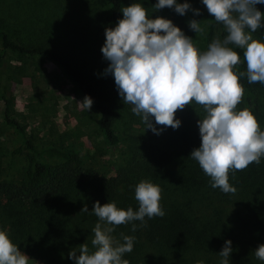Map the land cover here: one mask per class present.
<instances>
[{
	"label": "rangeland",
	"instance_id": "obj_1",
	"mask_svg": "<svg viewBox=\"0 0 264 264\" xmlns=\"http://www.w3.org/2000/svg\"><path fill=\"white\" fill-rule=\"evenodd\" d=\"M141 3L147 10L150 18L163 17L169 19L179 27L186 36L191 37L195 46L203 51V36L196 34L189 27V21L200 22L205 29L211 15L202 0H177V3H189L193 9H199L200 15L188 11L185 15L175 12L174 8L165 7L155 11L153 6L158 0H124L123 7L132 3ZM262 5V7H260ZM258 9L264 12V4H258ZM108 6L105 0H0V26L11 37L26 43L47 41L53 47L68 57L75 67L89 76L105 99V105L114 111L113 129L118 139L119 147L111 151L105 133L98 127L95 114L90 109L87 111L79 102L83 96L79 88L71 83L53 62L40 56H25L18 52L8 50L4 64L0 68V181L20 182L24 178V158L13 155L11 150L20 142L17 135L12 134L11 128L4 120V101L2 91L8 92L11 100L10 116L16 118L26 129L31 141L37 146L49 143L57 144L67 150L86 169H94L99 173L110 176L115 175L127 165L130 159H181V155L193 151V140L201 141L197 121L206 116L201 105L193 102L183 110L176 112V118L181 121L178 129L156 125L163 131L157 135L151 129H146L141 117L132 112L131 104H124L120 97L112 74H105L108 68L107 61L101 48L105 44V29L114 28L105 20ZM217 32V38L219 37ZM253 39L264 42V39ZM112 82H111V80ZM108 82V83H107ZM112 89V91H111ZM117 97L118 101L109 96ZM262 108L257 118L261 130H264V99L261 96ZM244 105H238L237 110H242ZM153 123L155 120L153 118ZM193 139V140H192ZM163 155L162 157H160ZM264 159V157H261ZM172 179V177H171ZM167 182L162 189V201L176 202L182 200L179 190L173 189V184ZM172 187V190L167 188ZM210 190L203 192V202L197 205L196 213L203 210L206 214L212 208H207V195ZM72 201L67 202L73 214L80 215L81 226H78L74 216L69 218L65 214L64 222H69V228L75 231L91 229L87 237L80 238L77 244H66L65 254L77 250L86 243L89 251H95L91 244L94 238L92 231L98 218L91 213H81L87 205L89 212L93 204L81 196L71 195ZM205 197V198H204ZM241 194H228L217 202L221 205L220 219L221 230L228 236L217 242L208 244L207 249L196 248L181 253L166 252L165 250L147 243L140 236L136 240L131 253L124 258L129 264H220L221 257L218 253L226 240L232 241V254L230 264H264L254 255V251L264 244V226L256 227L247 222L240 212L244 209L240 202ZM226 200V201H225ZM6 199L0 197V215L3 217L6 210ZM83 202V203H78ZM182 202H185L184 200ZM221 203V204H218ZM76 205V206H75ZM75 206V208H74ZM66 217V219H65ZM211 218H214L212 215ZM223 229V230H222ZM0 230L7 231L10 235V226L0 223ZM121 233L114 236L123 242ZM134 236V235H133ZM10 238V236H9ZM11 239V238H10ZM17 245V244H16ZM19 249L29 258V264H45L44 255H33V252ZM75 264V261L70 259Z\"/></svg>",
	"mask_w": 264,
	"mask_h": 264
},
{
	"label": "clouds",
	"instance_id": "obj_2",
	"mask_svg": "<svg viewBox=\"0 0 264 264\" xmlns=\"http://www.w3.org/2000/svg\"><path fill=\"white\" fill-rule=\"evenodd\" d=\"M215 22L226 31L223 40H213L207 51L201 52L193 39L169 19L150 18L148 10L139 2L123 7V18L114 28L105 29V44L101 48L109 61L105 74L114 76L115 84L124 104H131L132 112L141 117L146 129L159 135L163 128L178 129L181 121L176 112L195 102L206 112L197 121L201 137L199 148L193 149L190 158L197 161L204 174L210 177L211 187L223 193L235 194L237 189L229 182V173L244 171L249 165L261 162L264 157V130L248 108L237 110L243 101L245 88L241 77L249 84H264V42L253 39L252 33L264 28V12L256 6L264 0H202ZM165 7L185 15L193 11L187 2L158 0L155 11ZM196 34L204 35L205 29L196 20L189 21ZM235 48L243 50L246 72H236L241 63ZM89 111L93 100L85 96L79 102ZM153 118L155 124L153 123ZM138 210L118 208L115 202L101 205L96 201L89 212L87 205L81 213H91L98 218L94 238L95 251L90 252L86 243L69 252L75 264H129L124 258L131 253L135 236L121 233L123 242L113 233L120 225L131 224V231L147 227V220L163 217L165 211L160 201L162 189L151 181L142 180L135 187ZM139 221V226L134 223ZM232 241L226 240L220 264H230ZM264 261V244L254 251ZM30 258L0 230V264H29ZM203 264V261L198 262Z\"/></svg>",
	"mask_w": 264,
	"mask_h": 264
},
{
	"label": "trees",
	"instance_id": "obj_3",
	"mask_svg": "<svg viewBox=\"0 0 264 264\" xmlns=\"http://www.w3.org/2000/svg\"><path fill=\"white\" fill-rule=\"evenodd\" d=\"M123 1L105 0L108 6L105 20L114 27L123 18ZM218 31L219 37L223 39L226 35L224 26L215 22L211 16L205 27L202 52L207 51L209 44L217 39ZM252 35L263 40L264 28ZM8 50L25 56H40L58 66L63 75L79 88L83 98L89 96L93 100L91 110L95 114L96 124L105 133L111 151L118 149L119 143L113 129L114 111L105 105L102 96L104 93L98 92L94 81L75 67L68 57L47 41L26 43L11 37L0 26V68ZM234 50L241 58L235 71L246 72L243 50L235 47ZM240 82L245 88L243 109H250L258 117L262 108L261 96L264 99V84H249L246 76L241 77ZM114 89L117 90L115 87ZM1 98L5 104L4 120L12 134L20 138L11 153L22 156L25 165L22 181H0V197L6 199V210L3 217L0 215V223L3 226L9 224V236L14 244L29 253L33 252V255H39L42 251L45 264H73L65 254L67 249L64 245L77 244L80 238L87 237L91 231L85 230L86 228L80 232L75 231L69 228V222H64L63 217L67 214L70 219L74 216L78 226L82 225L80 215L69 210L67 202L73 200L71 195L81 196L93 205L96 201L101 205L115 202L118 208L127 210L131 207L137 211L139 205L135 199V187L142 180L151 181L164 189L169 182L174 185L173 189L181 192L182 200H161L160 204L165 211L163 217H146L147 227H138L136 232L131 231V224L120 225L116 227L114 235L125 231L130 236L142 237L147 243L166 252L178 254L196 248L207 249L209 243L228 236V232L218 230L222 222L219 215L222 210L217 202L223 197L231 200L228 198L229 193L212 188L210 177L204 174L197 161L189 159V154H182L181 159H130L115 175L106 176L97 170L82 167L78 159L57 144H34L21 123L10 116L11 100L6 90L2 91ZM108 98L113 99L114 104L118 101L114 94ZM192 143L193 149L201 145V141L196 139ZM229 182L241 194L240 202L244 209L240 215L251 225L263 227L264 159H261L259 165L253 163L244 171L230 172ZM167 188L172 190V187ZM207 190L212 194L204 197L208 200L206 207L212 210L207 214L203 210L196 213L197 205L203 202V192ZM212 215L214 218H211ZM134 223L138 226L140 224L139 221Z\"/></svg>",
	"mask_w": 264,
	"mask_h": 264
}]
</instances>
